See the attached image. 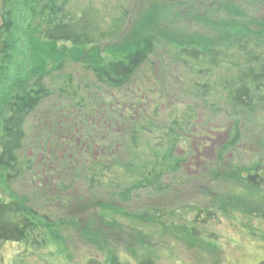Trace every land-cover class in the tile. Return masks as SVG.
Masks as SVG:
<instances>
[{
    "label": "rangeland",
    "instance_id": "1",
    "mask_svg": "<svg viewBox=\"0 0 264 264\" xmlns=\"http://www.w3.org/2000/svg\"><path fill=\"white\" fill-rule=\"evenodd\" d=\"M44 1L0 0V32L10 46L0 66V109L41 75L49 92L24 123L21 155L32 160L31 169L10 184L0 171V196L26 205L45 247L28 252L23 243H7L0 263L85 264L96 258L136 264L147 258L154 264H264V167L257 168L263 174L259 184L216 174L222 165L238 175L232 165L248 166L264 156V125L250 119L246 141L226 153V163H217L231 120L194 100V69L178 50L203 40L224 46L230 34L239 33L240 19L228 17L227 3L66 0L74 16L89 10L105 32L113 18L128 13L116 39L77 47L42 38ZM261 2L256 12L263 14ZM244 7L253 13L255 6ZM146 39L153 53L130 82H100L96 71ZM191 107L197 108L194 127ZM184 112H190L191 126L181 130L185 139L174 152L180 168L163 179L165 189H141L123 199L128 178L119 163L137 173L144 168L143 151L132 150V135L140 142L166 132ZM100 159L112 167L100 176L95 170L100 180L91 181ZM252 166L241 172L254 171Z\"/></svg>",
    "mask_w": 264,
    "mask_h": 264
},
{
    "label": "trees",
    "instance_id": "2",
    "mask_svg": "<svg viewBox=\"0 0 264 264\" xmlns=\"http://www.w3.org/2000/svg\"><path fill=\"white\" fill-rule=\"evenodd\" d=\"M203 1L219 2V0ZM260 1L264 3V0H224L227 3L225 6L229 9L228 17L232 20L240 19L237 31L239 33H234V36L230 34L226 45L218 46L214 40H203L193 41V45L188 46L185 43L184 47L178 49L180 54H187V59H190L194 69V72H191V85L194 86L197 94L194 100L198 102L197 100L201 98L212 111H221L231 120L227 126V136H229L216 150L217 163H226L224 157L226 153L237 150L238 145L246 141L245 134H247L250 119L264 125V12L263 14L256 12L258 9L256 6ZM182 3L188 5L191 4V0H182ZM246 4L249 7L255 6L253 13H249L246 9L248 7H244ZM5 5L6 1L1 11L3 18L6 17ZM66 5V0H46L43 3L41 16L44 22L41 36L49 43L56 44L62 41L70 42L77 47L89 44L97 46L102 40L116 39L120 35L122 22L124 23L128 18L127 12L113 18L111 27L105 32L89 10L82 11L80 13L82 15L76 17L67 10ZM144 42L143 46L130 48L120 61L113 60L101 71H96L100 82L110 87H121L130 82L131 77L153 53L152 41L146 39ZM9 47L8 39L0 32V66L2 57L6 56ZM41 77L42 75L34 81L35 83L27 85L22 92H17L6 106L0 109V171L3 173L2 180L6 184H10L32 167V160L22 156L21 152L26 139L24 123L28 115L35 111L41 100L49 94L43 82L40 81ZM196 111L197 108H192L193 127ZM189 113L184 112L179 119H174L166 132L159 131L156 135L150 133L140 142L136 134L132 135V150L143 151L142 156L145 160L142 159L141 165L144 168L137 173L126 166L127 163H119V166L125 169V177L128 178L121 192L123 199L129 197L131 192L141 189L153 188L159 191L165 189L163 179L182 165L181 159L179 160L174 152L181 140L185 139L181 130L186 131L187 126H191V118L187 117ZM261 141L264 144V135ZM133 156L141 157L139 154ZM100 160L95 161L92 166L89 177L91 181L100 180L97 174L98 176L106 174L112 167L107 161ZM251 160L252 162L247 165H254L250 168L254 171L248 170L242 173L241 170H246L248 166L238 163L232 165L239 170L238 175L230 173L229 166L221 168L222 165L216 168V174L217 176L230 175L237 182L259 184L263 174L261 175L257 168L264 167V156ZM226 169L230 174L226 172ZM121 173L124 174L123 169ZM25 206L20 199H7L0 196V251L10 242L23 243L28 252L40 251L45 247L41 243L43 240H39L40 236L33 232L35 225L32 224ZM85 264L127 263L118 261L105 263L96 258H90ZM136 264L154 263L143 258Z\"/></svg>",
    "mask_w": 264,
    "mask_h": 264
}]
</instances>
